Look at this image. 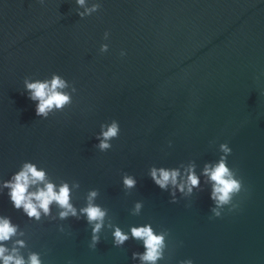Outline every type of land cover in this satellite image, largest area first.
I'll list each match as a JSON object with an SVG mask.
<instances>
[{"label": "water", "instance_id": "95a60500", "mask_svg": "<svg viewBox=\"0 0 264 264\" xmlns=\"http://www.w3.org/2000/svg\"><path fill=\"white\" fill-rule=\"evenodd\" d=\"M94 2L97 12L77 15ZM54 73L76 87L72 104L37 117L24 80ZM112 120L119 136L101 152L96 137ZM223 143L246 191L234 197L236 210L210 219L213 182L204 169L225 155ZM26 163L45 172L29 192L67 184L76 216L61 219L55 202L39 220L13 206L4 185ZM153 168L177 171V185L161 189ZM190 171L199 179L191 192ZM90 203L102 221L88 222L81 209ZM4 218L16 227L0 241L4 255L26 264L31 254L41 264H150L131 235L144 226L165 233L156 264H264V0H0ZM117 228L128 237L119 246Z\"/></svg>", "mask_w": 264, "mask_h": 264}, {"label": "clouds", "instance_id": "9594fccd", "mask_svg": "<svg viewBox=\"0 0 264 264\" xmlns=\"http://www.w3.org/2000/svg\"><path fill=\"white\" fill-rule=\"evenodd\" d=\"M43 4L44 0H40ZM76 3L84 7L85 0H76ZM101 8V4L94 2L91 7H85L84 12H78L80 18L90 16ZM110 33H104V39L109 38ZM109 45L102 44L99 51L105 53L108 51ZM126 53L121 51L120 55L123 57ZM25 90L28 93V98L36 102L35 114L37 117L48 118L49 113L53 111H63L67 106L72 104V95L76 93L77 89L74 84H71L58 74H53L50 80H24ZM71 88V91L67 89ZM106 129V130H105ZM120 133V126L118 121L112 120L110 124H102L100 134L96 137L99 140L98 149L101 152L109 150L112 145L111 140L118 138ZM220 150L225 153L214 167L205 166L204 174L208 176L209 180L213 182L211 199L215 203V207L211 209L212 218H219L223 210L227 207L229 212L236 210L239 205L234 203V197L238 196L244 188L242 179L237 178V172L230 169L227 165V155L231 153V149L226 143L220 145ZM179 173L175 170L168 171L163 168L157 170L155 168L151 171V177L161 189L167 187L169 183L177 185V177ZM45 181V172L37 170L36 166L31 163H26L23 169L19 171L11 181L5 182V187L9 188V197L16 209H23L24 213L29 218L40 219L41 212L48 215L50 212V205L55 202L63 211L59 213L60 218L64 219L71 214L76 216V210L73 208L70 200V190L67 184H63L57 191L53 183H44L43 188H38L35 192H29V187L43 183ZM123 183L126 187H133L136 181L130 176H125ZM188 191L191 192L193 186H198L199 179L191 171L189 172L187 181ZM184 184L179 185L181 191L184 189ZM96 196V192L89 194V200ZM140 205H137L139 208ZM82 213L86 214L88 222L102 221L105 213L100 207L89 204L88 207L81 209ZM101 223H96L92 229V243L90 248L95 249L99 242L97 233L101 228ZM16 232V227L13 226L9 219H0V241L8 240ZM131 235L133 238L143 240L145 252L140 256V259L150 264H156V261L163 258V247L165 233L159 235L154 234L151 226H144L140 228H132ZM115 244L122 245L128 237L117 228L114 232ZM6 249L0 246V259H3L4 264H26V262L14 255L5 256ZM15 251V250H14ZM134 256L138 255L136 253ZM27 264H41L38 254H31ZM180 264H193L191 259L181 261Z\"/></svg>", "mask_w": 264, "mask_h": 264}]
</instances>
